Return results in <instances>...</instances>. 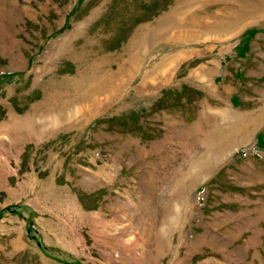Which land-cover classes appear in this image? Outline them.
Listing matches in <instances>:
<instances>
[{
  "label": "rangeland",
  "instance_id": "374dc122",
  "mask_svg": "<svg viewBox=\"0 0 264 264\" xmlns=\"http://www.w3.org/2000/svg\"><path fill=\"white\" fill-rule=\"evenodd\" d=\"M0 264H264V0H0Z\"/></svg>",
  "mask_w": 264,
  "mask_h": 264
}]
</instances>
